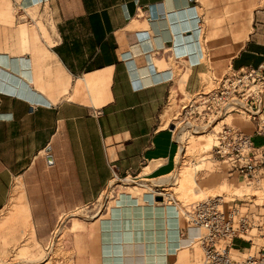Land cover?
I'll use <instances>...</instances> for the list:
<instances>
[{
  "label": "crops",
  "instance_id": "obj_1",
  "mask_svg": "<svg viewBox=\"0 0 264 264\" xmlns=\"http://www.w3.org/2000/svg\"><path fill=\"white\" fill-rule=\"evenodd\" d=\"M11 1L31 18L38 8L53 41L33 42L23 23L14 36L25 54L0 45V211L24 189L46 250L31 264H188L200 230L150 189L80 212L92 213L115 179L169 184L180 152L165 125L170 96L264 65V0ZM256 239L233 248L258 253Z\"/></svg>",
  "mask_w": 264,
  "mask_h": 264
},
{
  "label": "rangeland",
  "instance_id": "obj_2",
  "mask_svg": "<svg viewBox=\"0 0 264 264\" xmlns=\"http://www.w3.org/2000/svg\"><path fill=\"white\" fill-rule=\"evenodd\" d=\"M30 11L32 18L27 15V10L20 9L11 0H2L0 3V25L3 27L0 31L4 33L0 35V45L6 44L12 54H25L14 36L16 29L23 23L25 24L21 26L22 29L23 27L27 29L33 38V42L45 44L47 50H50L49 46L53 43L49 21L39 15L38 8ZM22 16L26 17L23 18ZM29 53L32 56L45 59L43 53L33 51H29ZM220 79L217 81L204 79L202 89L210 90L214 88ZM190 97V94L186 93L183 99H178L176 93L173 92L164 111L165 125L175 128L177 139L180 142L177 168L170 176L162 179L167 183L169 182L167 186H164L165 189L174 193L182 208H188L190 204L207 197H213L215 194H222L227 202L226 204L232 200L248 198L251 195H256L254 197L256 198L255 202L264 203V184L260 186L249 185L242 178L228 172L224 165L209 158L208 155L213 145L211 133L213 131L212 129H206L205 125L209 121L203 117V113H198L197 110L187 112L192 102ZM187 103L189 105L183 107ZM228 120L241 127L245 132L253 133L254 126L246 115H232ZM244 124H250V127L245 129ZM206 134L208 136L205 137ZM199 135L204 136L199 137ZM254 141L255 143L263 142L259 138H255ZM190 176L192 182L188 181ZM140 183L150 184L146 181L135 183L115 179L100 197V200L93 204L92 207L95 210L92 213L80 212V214L89 218L101 208L102 210L109 208L122 191L142 196L148 189L153 188L151 185L144 184L145 187ZM196 188L199 192H195ZM105 194L109 195L106 205H104ZM20 196L26 201L24 189L12 197L6 209L0 211V264H31L42 259L46 254V250L36 241L35 229L31 221H27L24 212L17 205L16 199H19ZM256 240L259 243H264L259 238ZM257 249L256 246L252 250L243 253L233 248L232 256L235 260L242 261L249 255L257 254ZM53 252L54 257L60 256L63 253L62 246L58 245ZM187 256L188 259L192 258L190 262L188 260V264H202L203 253L198 244L194 243L187 250Z\"/></svg>",
  "mask_w": 264,
  "mask_h": 264
},
{
  "label": "built area",
  "instance_id": "obj_3",
  "mask_svg": "<svg viewBox=\"0 0 264 264\" xmlns=\"http://www.w3.org/2000/svg\"><path fill=\"white\" fill-rule=\"evenodd\" d=\"M190 96L191 104L183 107L189 105V113L195 110L203 113L209 121L206 129L213 131L210 159L218 161L228 172L249 185L264 184V145L256 144L253 137V133L264 136V65L232 71L223 76L214 88H201ZM236 114L249 117L254 126L253 133L245 132L231 119L228 120ZM123 181L139 183L135 179ZM154 189L155 197L161 196L162 201L166 198L173 202L178 200L162 185ZM255 196L228 201V204L224 196H213L192 203L188 208L183 207V221L188 227L200 230L195 243L202 250V264H264V245L257 254L242 261L232 256L236 238L253 244L256 238L264 237V203L255 202ZM108 199L109 195L105 194L104 205Z\"/></svg>",
  "mask_w": 264,
  "mask_h": 264
},
{
  "label": "bare ground",
  "instance_id": "obj_4",
  "mask_svg": "<svg viewBox=\"0 0 264 264\" xmlns=\"http://www.w3.org/2000/svg\"><path fill=\"white\" fill-rule=\"evenodd\" d=\"M22 17L24 18L25 16H22ZM185 79H186V78H185ZM182 83H183V82H182ZM217 127H218V125L215 127V129H216ZM202 136H204V135H199V137H202ZM206 136H208V134H206L205 137H206ZM212 136H213V135H212ZM212 147H213V145H212ZM208 156H209V158H210V154H209ZM182 161H183V158H182ZM182 161H181V162H182ZM188 181H189V182H190V181L192 182V177H191V176L188 177ZM186 182H187V179H186ZM140 185H143V184H140ZM156 186H158V185H156ZM163 186H166V185H163ZM17 188H18V187H17ZM17 188H16V186L14 187V189H17ZM19 189H20V188H19ZM150 190H151V192H152L153 194L155 193V192H154V191H155L154 186H153V188H151ZM196 191L199 192V190H198L197 188L195 189V192H196ZM13 195H14V194H13ZM221 195H222V194H215V195H213V196H221ZM154 196H155V194H154ZM173 196L175 197V195H173ZM16 201H17V205L19 206L20 210H22V211L24 212V214H26V211H25L26 208H25V205L23 204V197L20 196L19 199H16ZM156 201H160V203H161V202H164V203H165V202H172V203H176V204H178V205L180 206V202H179L178 200L175 201V202H173V201L169 200L168 198H166L165 200L162 201V199L159 200V199H157V197H156ZM18 206H17V207H18ZM99 211H100V210H99ZM99 211H98V212H99ZM182 212H183V208H182V206H181L180 214H182ZM19 213H20V212H19ZM24 214H23V215H24ZM25 216H26V215H25ZM76 225H77V224L74 223L72 228L74 229V228L76 227Z\"/></svg>",
  "mask_w": 264,
  "mask_h": 264
},
{
  "label": "water",
  "instance_id": "obj_5",
  "mask_svg": "<svg viewBox=\"0 0 264 264\" xmlns=\"http://www.w3.org/2000/svg\"><path fill=\"white\" fill-rule=\"evenodd\" d=\"M157 199L161 200V199H162V197H161V196H157Z\"/></svg>",
  "mask_w": 264,
  "mask_h": 264
}]
</instances>
